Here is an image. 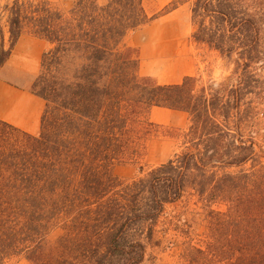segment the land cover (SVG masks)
I'll return each instance as SVG.
<instances>
[{
    "label": "trees",
    "instance_id": "trees-1",
    "mask_svg": "<svg viewBox=\"0 0 264 264\" xmlns=\"http://www.w3.org/2000/svg\"><path fill=\"white\" fill-rule=\"evenodd\" d=\"M61 2L6 6L0 68L24 35L47 47L31 90L44 102L38 135L0 120V264H143L160 217L186 195L205 209L206 240L184 248V264H264V0H173L153 17L143 0ZM187 3L192 42L233 66L219 84H158L125 44ZM154 109L185 114L186 128L151 122ZM161 134L178 154L113 175Z\"/></svg>",
    "mask_w": 264,
    "mask_h": 264
},
{
    "label": "rangeland",
    "instance_id": "rangeland-1",
    "mask_svg": "<svg viewBox=\"0 0 264 264\" xmlns=\"http://www.w3.org/2000/svg\"><path fill=\"white\" fill-rule=\"evenodd\" d=\"M47 1L62 5L61 0ZM181 1L189 2L190 0ZM11 2L12 0H0V38L2 34L5 49L9 44L6 6ZM143 6L149 17L156 16L164 8L158 10L155 0H143ZM62 7L65 6L62 5ZM165 16L137 32H142L144 29L162 22ZM161 24L152 29H163L169 35H166L162 45L153 47V54L158 56L163 52L166 54L165 59L163 62L152 59L148 68L145 69H142L139 63L140 75L148 73V77L153 78L158 84L176 83L183 77L190 76L200 80L203 85L210 82L219 84L231 75L232 64L221 60L216 53L192 42L190 36L193 28L190 23L188 3L181 6L179 19L173 23L164 21ZM174 36L176 38L173 50V45L169 43V40ZM22 42H29L36 48L37 44H41L40 42L43 41L30 35H24L18 41L19 44ZM46 47V44H42L41 51L43 52ZM31 53L21 50L16 54L14 48L6 63L0 68V78L9 80L20 87H26L30 93L39 71V64ZM34 53L36 54V52ZM150 121L169 130H183L187 126L185 114L156 109L151 112ZM262 123L260 133L263 136L261 145L264 150V118H262ZM179 152L180 145L177 139L166 134L155 136L146 143L145 153L141 159L116 166L113 169V175L122 181L134 179L148 169L166 162ZM57 234H52L51 238L54 239ZM205 240V209L197 198L186 195L178 203L168 206L160 217L155 228L154 241L146 249L143 264H184L180 257L184 248L187 246L203 247ZM8 264L29 263L23 257H15Z\"/></svg>",
    "mask_w": 264,
    "mask_h": 264
},
{
    "label": "crops",
    "instance_id": "crops-1",
    "mask_svg": "<svg viewBox=\"0 0 264 264\" xmlns=\"http://www.w3.org/2000/svg\"><path fill=\"white\" fill-rule=\"evenodd\" d=\"M171 0H155L156 8L162 9ZM181 7L172 11L164 17L162 22L173 23L179 19ZM157 23L148 29H144L142 32H136L129 34L125 39V44L128 47H132L138 50L140 59V67L143 69L148 68L152 59L163 62L165 59V53L153 54V47L160 46L166 39V35H169L163 29H152L161 23ZM152 29V30H151ZM175 38L171 37L169 43L175 48ZM35 48L29 42L18 43L15 46L16 54L21 50L32 52L33 57L36 58L38 64L42 55L41 45L45 44L40 42ZM36 52V54L34 53ZM143 76H149L148 73H144ZM181 81V80H180ZM179 81V82H180ZM176 82V83H179ZM170 83V84H176ZM44 110V102L39 98L33 96L26 87H20L9 80L0 78V120L4 121L17 129L36 136L40 130V120ZM160 111L172 112L167 110L156 109ZM182 114V113H181Z\"/></svg>",
    "mask_w": 264,
    "mask_h": 264
}]
</instances>
